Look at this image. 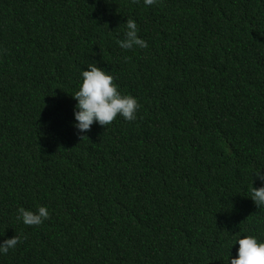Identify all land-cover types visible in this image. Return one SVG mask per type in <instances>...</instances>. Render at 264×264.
I'll list each match as a JSON object with an SVG mask.
<instances>
[{"label": "trees", "instance_id": "1", "mask_svg": "<svg viewBox=\"0 0 264 264\" xmlns=\"http://www.w3.org/2000/svg\"><path fill=\"white\" fill-rule=\"evenodd\" d=\"M127 19L147 48L118 46ZM89 63L135 121L72 127ZM261 165L264 0H0V264H228L264 241Z\"/></svg>", "mask_w": 264, "mask_h": 264}, {"label": "clouds", "instance_id": "2", "mask_svg": "<svg viewBox=\"0 0 264 264\" xmlns=\"http://www.w3.org/2000/svg\"><path fill=\"white\" fill-rule=\"evenodd\" d=\"M157 2L158 0H143L146 7ZM124 25V38L117 41L121 49L148 47V43L139 37L138 25L134 20L127 19ZM72 98L76 101L72 127L81 134L90 131L94 123L103 127L110 125L118 116L128 122L135 121L141 107L135 97L121 93L114 77L96 63H89L87 70L81 71V83ZM253 175L261 187L254 188L252 183L250 199L257 208H261L264 207V165L259 166ZM49 218L50 213L46 206H39L35 211L24 207L17 209L16 220L26 226H40ZM19 243L21 240L16 235L0 241V255H7ZM235 244L239 245L236 258L230 255L228 264H264V241L254 235H247L239 238Z\"/></svg>", "mask_w": 264, "mask_h": 264}]
</instances>
